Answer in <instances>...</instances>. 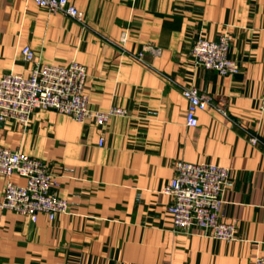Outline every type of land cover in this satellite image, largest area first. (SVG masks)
Masks as SVG:
<instances>
[{
    "label": "crops",
    "instance_id": "crops-1",
    "mask_svg": "<svg viewBox=\"0 0 264 264\" xmlns=\"http://www.w3.org/2000/svg\"><path fill=\"white\" fill-rule=\"evenodd\" d=\"M69 2L84 28L34 0H0V79L31 74L28 46L43 65H83L89 108L128 116L101 127L52 110L35 111L25 127L0 121V144L46 163L69 204L53 221L0 210V264H254L264 256V0ZM222 34L238 67L232 77L197 68L191 56L197 38ZM148 43L161 55L136 61ZM189 86L226 99L227 116L208 107L186 126ZM174 161L229 170L223 221L235 226L233 240L172 231L163 189ZM4 186L0 177V201Z\"/></svg>",
    "mask_w": 264,
    "mask_h": 264
},
{
    "label": "built area",
    "instance_id": "built-area-1",
    "mask_svg": "<svg viewBox=\"0 0 264 264\" xmlns=\"http://www.w3.org/2000/svg\"><path fill=\"white\" fill-rule=\"evenodd\" d=\"M38 7L50 14H61L85 27V15L69 0H34ZM123 33L120 44L126 42ZM229 39L220 35L217 41L197 38L191 47V56L197 68L215 71L221 76L232 77L238 73L236 62L228 57ZM162 50L150 43L144 44L135 60L144 63L145 55L158 57ZM25 61L33 64L28 77L6 73L0 79V121L11 120L27 126L37 110H52L66 115L78 123L93 122L101 127L112 117H127L124 109L111 107L102 112L88 106L85 92L86 69L76 61L66 66L43 65L36 60L32 50L25 46L21 50ZM186 100L185 124L196 127L197 113L213 107L218 113L227 116V101L212 95L200 93L189 86L181 91ZM264 111V99L260 101ZM253 146L259 144L256 136L249 138ZM104 144L101 138L99 146ZM173 177L163 189L170 202L167 213L172 220L174 233H189L199 229L204 236L214 240L234 239L235 226L223 221L224 192L229 170L214 164H193L184 161L172 163ZM24 179L23 185L12 182L13 176ZM0 177L5 179L0 210L35 221L38 214H44L50 221L69 209L68 202L58 195V181L46 163L3 147L0 144ZM254 264H264V256Z\"/></svg>",
    "mask_w": 264,
    "mask_h": 264
}]
</instances>
